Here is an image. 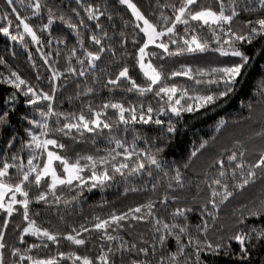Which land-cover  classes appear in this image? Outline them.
<instances>
[{"label": "snow or ice", "instance_id": "1", "mask_svg": "<svg viewBox=\"0 0 264 264\" xmlns=\"http://www.w3.org/2000/svg\"><path fill=\"white\" fill-rule=\"evenodd\" d=\"M4 3L6 8L0 10V33L28 50L27 59L33 67L36 61L29 43L36 44V51L50 74L48 90L37 87L0 55V65L8 72L0 73V84L13 88L5 101L8 107L0 112V134L10 126V112L16 110L18 93L25 97V104L32 106V113L21 117L28 125L23 128L24 135L13 130L5 136L0 149V213L3 214L0 264H210L205 253L212 257L233 256L236 264H264V186L251 207L241 204L227 221L221 216L226 203L238 193L255 185L257 180L264 182V78L257 85L258 99L246 104L248 116L243 118L251 120L260 105L259 130L246 140L233 138L231 147H224L212 159L207 167L213 171L204 173V188L197 184L196 193L189 197L186 189L191 181L183 170L189 169L193 158L209 145L208 139L201 140L183 164H169L164 156L168 147L165 141L178 133L184 114L215 110L235 93L239 78L252 60L249 50L258 46V54L264 56V0H214V3L155 0L154 7L149 0L153 11L148 14L135 0H118L119 5L130 11V19L120 18L123 29L131 26L132 31H117V25L112 23L111 34L101 22L102 17L113 21L106 0L100 4L76 0L86 16L73 7L68 8L69 15L61 5L46 0H31L27 5L22 0L20 4L16 0H4ZM22 7L29 14L21 15ZM32 17L37 19V25L30 22ZM57 22L66 25L76 36V45L67 50L63 70L55 66L56 58L61 55L59 45L67 47L66 38L53 35V25ZM178 26L182 29L178 30ZM205 29L208 34L202 35ZM38 32L47 33L48 39L42 40ZM129 36L134 52L127 51ZM25 37H30V41ZM53 44L57 47L45 51V46L50 48ZM117 45L124 49L119 55ZM150 48L162 50L161 59L207 52L224 59L207 68L181 64L179 69L165 71L162 64L153 63L151 58L158 53ZM16 55L12 50L11 56ZM106 56L108 64L131 56V67L138 66L142 81L130 74L126 61L114 72L105 65L98 74V62ZM69 77L80 81L76 83V99L94 94L98 87L109 92L123 88L126 92L135 91L140 96L152 94L159 99L155 107L151 103L128 102L126 107L122 101L93 104L91 100H81L78 110L61 111L55 107L57 93L66 86ZM177 77L186 81L177 83L173 79ZM36 79H41L39 73ZM67 99L71 102L73 97ZM109 109L114 110L112 116ZM138 123L161 126L160 135L164 139L157 138L158 143L144 140L145 146L140 147L136 142L139 136L134 135L129 143L113 134L121 126L124 133L129 127L135 131L134 125ZM228 123L220 117L216 131L225 129ZM87 134H91L93 143L95 137L106 134L109 143L114 142L116 147L105 150L104 156L80 155L73 146L88 139ZM61 137L69 138L70 143L63 142ZM211 139L215 140V136ZM26 150L25 163L22 153ZM144 174L152 180L124 188L125 194L150 193L144 202L126 210L113 209L103 218L95 216L87 226L79 224L71 226L70 231H54L38 225L33 218L40 214L31 212L34 203L69 207L86 190L103 188L117 175L127 183L128 177ZM197 208L200 223L192 224L190 214ZM14 214L20 215L21 222L14 225L18 230L17 243H9L6 235ZM250 218H258L259 223H250ZM139 224L146 225L149 233L133 236L131 230ZM93 232L98 233V244L91 239ZM26 236L35 237L38 242L29 243ZM61 240L83 251L60 250ZM232 242L237 244L235 249ZM50 244L56 245L54 254L41 255L39 250L49 249ZM257 253L259 259H255Z\"/></svg>", "mask_w": 264, "mask_h": 264}, {"label": "trees", "instance_id": "2", "mask_svg": "<svg viewBox=\"0 0 264 264\" xmlns=\"http://www.w3.org/2000/svg\"><path fill=\"white\" fill-rule=\"evenodd\" d=\"M17 4L21 3V0H16ZM23 4L27 5L31 0H22ZM48 3H56L62 6L63 10L68 12L69 7L77 8L81 11V15L86 16L81 9H79L76 0H46ZM88 3H104L105 0H86ZM110 5V11L113 13V21H108L106 17L101 18V22L109 30L111 34L112 23L117 25V31L125 30L128 33H131L132 29L129 26L127 29H123L121 22V17L125 20L130 19V11L126 9L125 6L119 5L118 0H106ZM135 2L141 7L146 14L153 11L155 6V0H152L153 7L149 6V0H135ZM161 2H177L178 0H161ZM204 3H214V0H203ZM6 8L4 0H0V10ZM21 15L29 14L26 13L25 9L20 8ZM166 13L171 14L170 9L165 10ZM30 12V10H29ZM70 15L71 13L68 12ZM46 15V14H45ZM247 15V14H245ZM31 23L37 25V19L32 17L30 20ZM46 22V19L45 21ZM88 23H94L89 21ZM182 29V26H178V30ZM42 40H47V33H40ZM202 35L208 34L206 29L201 33ZM53 35L66 38L67 47L64 44L59 45L61 49L60 57L56 58L58 63L55 65L63 70L66 65V56L68 48L76 45V36L66 25L59 22L53 25ZM26 40L30 41V37H25ZM115 39V38H114ZM88 41L86 39V46H88ZM36 44L29 43V49L32 51L33 59L36 61V67H33L31 62L27 59L28 50L24 49L19 42H13L6 38L2 33H0V55H3L4 58L11 65L13 70L18 71L22 77L26 78L33 85L37 87H44L45 90H48V80L47 76L50 74L46 69V66L43 65V60L40 57L39 53L36 51ZM57 47L53 44L50 48L45 46V51H50ZM118 47V55L120 52H123L124 49ZM172 47V46H170ZM15 50L17 55L15 57L11 56V51ZM150 50H155L158 53L157 57H152V61L156 65H163L165 71H170L173 69H179L181 64H191L195 67H211L215 66L223 57H220L217 53L207 52L199 53L194 55H184L180 57H167L164 56L163 59L160 58L162 50L150 48ZM128 52H134V47L131 43V36H129V43L127 45ZM249 54L252 56L250 66H248L243 74L240 77V83L237 85L236 91L232 94L226 101L221 102L215 107V110L211 108L205 113L204 110L197 114L185 113L184 119L178 124V133L173 136L169 141H165L168 144V147L165 150L164 156L165 159L172 164L173 162L177 164H183L190 153L194 148L199 146L201 140L208 139L209 145L205 149L201 150V153L198 154L197 158H193V164L187 170H183L186 173V179L191 181L187 185V194L189 197L192 194H195L197 189L196 185L200 184L201 188H204L202 180L204 179V173L206 171L211 172L212 169H208V164L211 163L212 159L220 154L224 147H231V140L233 138L247 139V137L253 132L258 131L260 126V105H257L256 111L253 114L251 120L243 119L248 116V110L246 104L250 101L258 99L257 85L259 81L264 78V56L258 54V46L253 47L249 50ZM52 59V58H50ZM127 62L130 66V74L133 75L138 82H141L143 77L139 74L138 66L133 68V59L131 56L125 57L124 60L118 61L116 64H108V58L105 57L104 60L98 62L97 72L99 74V68L107 65L108 69L111 71H116L120 64ZM75 64V60H73ZM0 73L7 75L8 72L4 66L0 65ZM39 73L41 79L38 81L36 79V74ZM82 80V78H80ZM177 83H184L186 78L177 77L173 78ZM79 80H74L72 77H69V81L66 86L60 89L57 93V103L55 107L61 111H74L78 110L81 106L80 101H89L91 100L93 104H100L105 100H115L125 102L127 107L128 102L133 104L143 103L147 105L151 103L154 107L156 106L158 97H154L152 94H146L140 96L135 91L126 92L123 88H117L112 92H109L107 89L99 88L98 90L89 96H82L79 99L75 98V94L78 91L76 88V83H79ZM190 83V82H189ZM13 91L12 86L6 84H0V112L5 110L8 105L5 101L8 98L10 92ZM67 97H73L72 101L69 102ZM25 97L22 93H18V99L16 101V110L10 112V126L4 129V132L0 134V149L3 148V141L5 136L11 133L13 130L18 132L21 136L24 135L23 128L27 127V122L22 120L21 117L25 114L32 113V106L24 103ZM62 101V102H61ZM243 101V103H241ZM43 103V102H42ZM114 110L109 109L108 114L112 116ZM220 117H224L229 121L227 127L220 132L216 131L215 125ZM162 119H167L166 116H162ZM133 127H129L127 133H124L121 129L113 134L117 138L126 139L129 143L132 142L133 136H139L137 139V144L140 147H144V140H149L151 143H158V139L163 140L164 138L161 134V126L154 124H135ZM107 133V130H105ZM88 139L78 141L74 144V151L78 152L80 155H94V156H104L106 154L105 150L115 148V143H109V137L105 135L95 137V143L92 142L91 134H87ZM215 136V140L211 138ZM62 141L65 143H70L69 138L61 137ZM255 143H259V140H255ZM251 147V144H249ZM71 154V153H69ZM25 157V163L27 158V150L22 153ZM249 158H252L250 155ZM151 181L152 178L147 177L146 174L141 176H130L128 177V182L126 183L119 175L116 179L103 188L97 187L91 191H85L83 197L79 198L78 202H73L69 207H65L63 204L57 208L56 206H47L43 202L34 203L31 206V212L34 214L39 211L38 216H33L37 220V224L43 227H48L50 230H59V231H70L71 226H78L79 224H85V226L90 223L95 216L106 217L113 209L126 210L127 207L134 206L136 203L144 202L150 193L144 192H128L124 193V188L128 186H140L145 181ZM264 186V182L257 180V183L247 190L238 193L234 199H231L230 202L226 203V206L222 209L221 216L225 221L231 215L233 210H239L241 204H248L250 207L255 198L260 197L261 187ZM72 194L75 193V189H72ZM68 194L67 192L65 193ZM190 206L191 202H190ZM60 216H63L64 219L60 220ZM3 218V214L0 213V219ZM200 213L197 208L196 211L190 214V222L192 224L200 223ZM51 221V223H49ZM21 222V217L19 214H14L13 218L10 220L8 232L6 239L9 243H17L16 237L18 235V230L14 228V225ZM250 223H259L258 218H250ZM133 236L136 233L144 232L149 233V228L144 224H139L135 229L131 230ZM98 233L93 232L91 239L97 241ZM128 238V237H126ZM26 240L29 243L38 242L35 237L26 236ZM99 241H97V244ZM174 247V242L173 245ZM60 250H80L77 249V246L72 245L70 242L61 240ZM92 247V245H89ZM232 247L235 249L237 247L236 242H232ZM56 245H49V249L39 250L41 255H50L54 254ZM95 251V248H93ZM210 260V264H236V258L230 255H220L216 257L210 256V254L205 253ZM255 259H259V253H257Z\"/></svg>", "mask_w": 264, "mask_h": 264}]
</instances>
